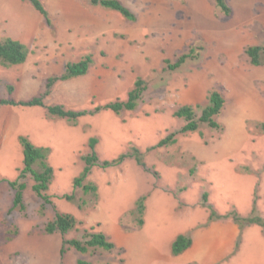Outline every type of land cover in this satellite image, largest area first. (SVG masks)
Instances as JSON below:
<instances>
[{
    "label": "rangeland",
    "instance_id": "374dc122",
    "mask_svg": "<svg viewBox=\"0 0 264 264\" xmlns=\"http://www.w3.org/2000/svg\"><path fill=\"white\" fill-rule=\"evenodd\" d=\"M40 1L52 27L29 1L0 0V40L12 38L29 49L25 64L0 65V99L26 102L39 96L50 77L87 55L93 58L88 73L57 83L46 107L83 111L125 101L137 79L146 82V91L135 111H103L76 124L41 107H0V264H198L195 257L180 259L195 245L199 255V241L231 222L239 229L234 252L213 264H264L262 229H240L233 220L234 213L264 219V65L253 66L246 54L250 47L264 48V0H225L229 16L215 0H131L137 16L130 25L138 29L133 42L120 32L109 34L115 21L109 12H95L97 6L89 4V12L107 25L101 32L89 26L88 38L79 31L87 27L78 24L82 10L62 11L65 0ZM192 48L194 59L176 71L165 70L164 60L174 62ZM213 90L226 101L216 118L220 129L201 125L197 132L178 134L176 144L151 149L186 124L174 117L180 107L193 106L200 115ZM20 136L50 149L54 178L47 194L53 205L43 214L30 176L26 210L9 213L13 192L5 180H16L23 168ZM90 138L98 139L100 161L138 148L149 172L132 158L118 167H95L88 182L97 194L84 195L73 184L83 171ZM141 197L146 210L138 227L134 212ZM211 209L226 217L210 221ZM57 211L72 215L77 226L66 235H47L45 225ZM86 229L104 233L115 249L80 254L66 247L62 256L63 241L82 239ZM182 234L193 245L174 256L172 244Z\"/></svg>",
    "mask_w": 264,
    "mask_h": 264
},
{
    "label": "trees",
    "instance_id": "16d2710c",
    "mask_svg": "<svg viewBox=\"0 0 264 264\" xmlns=\"http://www.w3.org/2000/svg\"><path fill=\"white\" fill-rule=\"evenodd\" d=\"M29 1L33 8L43 16L47 26L52 27V22L49 18V14L44 8V5L40 0H23ZM93 6H101L106 9L116 11L121 16L131 22L136 20L135 14L121 2L117 0H87ZM216 5L220 10L229 16L231 13L230 8L227 6L225 0H215ZM246 54L250 58V62L253 66L264 65V48L262 47H250L246 50ZM29 56V49L26 45L18 40L12 38H5L0 40V65L6 68L20 66L27 62ZM194 49L192 48L189 53L182 54L172 62L170 60H164L165 70L173 72L180 69L189 59H194ZM93 64V58L91 55H87L78 62L68 63L65 71L62 75L56 77H50L45 86V90L42 94L29 101L17 102L12 99H0L1 106H21V107H41L47 110L50 116L65 119L73 124H76L79 119L86 116H95L103 111H111L115 114H120L123 111H135L138 107L143 93L146 91V82L142 79H137L133 88L128 93L125 101L116 100L110 102L104 106H97L91 110L75 111L68 110L62 105L47 106L44 100L50 96L53 87L59 82H66L75 78L85 76L91 65ZM8 93L11 94L14 91L13 86H8ZM225 99L218 91H211L208 98V104L202 109L200 115L197 114L196 109L193 106L187 105L180 107L175 113L174 117L178 119H184L186 124L177 132L168 135L162 139L157 145L151 149L166 147L176 144V136L178 134L194 133L199 130L201 125H207L212 129H220V125L216 118L222 113L225 107ZM19 144L22 148L23 155V168L16 180L7 182L9 188L13 192L12 206L9 213L15 210L24 212L26 210L24 204V192L27 189L26 179L30 176L34 184L32 186L33 192L42 201L41 213L43 214L48 206L53 205L51 196L47 194L49 187L54 178V170L48 163V156L50 154L49 148L36 147L26 137H19ZM98 143L97 138H90L89 140V153L82 157L84 162V168L81 174L74 180V189L81 188L84 195L93 194L96 196L97 187L88 182V177L91 171L95 167L101 169H108L121 166L127 159H134L138 166L143 170L149 172L144 162L141 151L136 147H131L128 152L121 154L116 159L100 161L96 152V146ZM64 199L73 201V195H65ZM204 199H207V194H204ZM146 197H141L136 202L135 215L137 217V226L142 227L144 225V213ZM85 205V201H82L81 206ZM211 208V207H209ZM255 212V210H254ZM253 212V213H254ZM226 217V216H225ZM216 216V213L211 209V215L209 220L213 221L218 218H225ZM233 220L238 224L240 229H243L249 225H257L262 229L264 234V219L260 216H252L249 218H241L236 213L233 215ZM77 226V220L70 214L56 212L52 221H49L44 228V233L47 235H53L60 233L62 235L68 234L74 230ZM193 241L188 235H178L172 244V254L179 256L189 250L192 247ZM66 247L74 249L80 254H86L90 250L100 249L106 252H111L115 249V244L111 242L108 237L102 232H92V229H86L82 235V239H71L63 241V248L61 255L66 253ZM78 264H89L85 261L79 260Z\"/></svg>",
    "mask_w": 264,
    "mask_h": 264
},
{
    "label": "crops",
    "instance_id": "0c3cea01",
    "mask_svg": "<svg viewBox=\"0 0 264 264\" xmlns=\"http://www.w3.org/2000/svg\"><path fill=\"white\" fill-rule=\"evenodd\" d=\"M119 2H121L124 6H126L127 8L131 9L132 8V1L131 0H117ZM65 2L67 3L66 6L62 9V11L67 12V11H75V10H82L84 13H82L81 18H78V24L83 23L84 25H86V29H79V31L81 33H83L86 37L87 34H89V26H93V27H99L100 32L103 31L104 27L107 25V23L104 21L103 18H100V16H98L97 18H94V16L92 15L90 11V9L92 7H90V3L87 1H80V0H65ZM90 4V5H89ZM92 6V5H91ZM103 7H99L97 6V8H93V10L95 12L98 13H104L106 14L107 12H109L110 16L113 17L114 21L113 22V26L112 28L110 27V25H108V33L111 34V31L114 33H122L124 35H127L132 42L134 40L137 39V30L135 27H133L131 24V21H128L126 19H124L120 13L110 10V9H102ZM134 14H136L135 12H133ZM40 15V14H39ZM137 16V15H135ZM37 21V20H36ZM27 27V33L29 36L30 35V31H29V25H26ZM31 28H35L36 29V25L34 23H31ZM35 33V30H34ZM30 38V37H28ZM89 38V37H88ZM84 47H89L84 46ZM238 227L236 225H234L232 222L226 224V226H224L219 233H215L214 235H211L205 239H203L202 241H199V255H198V248L197 245L196 248L194 247L193 250L191 252H189L188 254H186V256H184L183 258L180 259V261L182 260H186L189 259L190 257H195L197 259V263L198 264H213V263H217L221 260H223L224 258H226L228 255L232 254L234 252V248H235V241H236V237L238 234ZM193 245V244H192ZM192 255V256H191ZM195 259V260H196Z\"/></svg>",
    "mask_w": 264,
    "mask_h": 264
}]
</instances>
